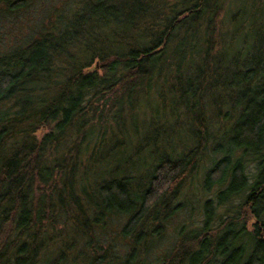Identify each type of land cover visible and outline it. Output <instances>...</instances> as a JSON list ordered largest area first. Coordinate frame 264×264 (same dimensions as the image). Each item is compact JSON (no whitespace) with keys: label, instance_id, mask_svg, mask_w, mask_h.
<instances>
[{"label":"trees","instance_id":"16d2710c","mask_svg":"<svg viewBox=\"0 0 264 264\" xmlns=\"http://www.w3.org/2000/svg\"><path fill=\"white\" fill-rule=\"evenodd\" d=\"M29 1L0 0V18ZM52 9L0 51V264H153L149 248L202 166L226 211L198 200L204 217L183 224L154 264H264V0H64ZM142 101L157 106L144 125L187 127L190 139L154 158L145 183L120 167L94 179L133 144L143 124L132 138L124 129ZM113 214L128 215L124 256L96 232Z\"/></svg>","mask_w":264,"mask_h":264},{"label":"rangeland","instance_id":"374dc122","mask_svg":"<svg viewBox=\"0 0 264 264\" xmlns=\"http://www.w3.org/2000/svg\"><path fill=\"white\" fill-rule=\"evenodd\" d=\"M64 0H30L29 4L22 10H16L12 12H5V15H2L0 18V51L6 50L8 47L14 46L26 39L29 33L34 27L39 25L42 21L44 15H47L50 10H53V5L62 3ZM96 59H93V63L90 68L95 69ZM99 67V66H98ZM96 66V69H99ZM152 103V102H151ZM150 102L142 101V105L145 107L144 110L137 111L135 119H127L130 123L128 126V121L126 122V128L124 131H128V134L133 137V126L136 120L138 123L143 125L139 127V133H136L137 136L133 138V144L129 145V142L126 145H122L117 150V157L113 160L108 158L104 163L99 164L93 173V178L99 180L103 177H110L114 171H117V168L120 167L124 172L126 169L133 171L134 182L138 185L143 181L145 183L147 173L149 172L150 165L153 159L158 157L163 152H168V149L171 148V145L177 144L182 146L190 139V131L187 127L182 129L175 130L174 128L162 126V128L155 126L144 125L146 123V116L149 118L151 109L149 107ZM155 104V103H154ZM151 104L152 106L154 105ZM154 105L153 109H156ZM156 112H154L155 114ZM171 111L162 113L160 117L163 121L169 120L168 122H173L171 119ZM165 114V116H164ZM168 115V117H166ZM168 118V119H167ZM187 117H182L181 120L186 121ZM47 129H41L39 135L46 132ZM127 135H122L121 137H126ZM120 137V139H122ZM128 137V136H127ZM147 145V146H146ZM146 146V147H144ZM214 156H220V153L214 154ZM133 154H136L134 156ZM207 165L211 163L209 160L206 162ZM255 163H251L248 168L249 172L255 170ZM205 167L202 166L197 173H195L191 178L188 179L187 185L183 188L181 198L176 200H183L185 198V207H181L180 210H177L173 215H171L166 220V229L164 234L160 237L155 245H151L148 252V259L154 264L158 258L164 256L170 252L174 243L177 241L180 230L183 224L192 223L200 221L204 217V207L202 199L213 198L215 210L220 214H224L226 211L227 204H219L216 197V192L221 188L220 185H212L210 187L205 186L204 173ZM99 201L102 199L107 200L110 196H101L97 194L96 196ZM240 202L239 198L232 200V204L238 205ZM118 205V203H115ZM196 206V207H195ZM128 218L127 214H113L105 216L102 220L103 225H98L96 227V232L99 234L101 241L105 245L111 243L116 247V252L119 255L124 256L130 247V243L127 237L121 234V229L123 224ZM59 226H63V222L59 223ZM77 264V263H75Z\"/></svg>","mask_w":264,"mask_h":264},{"label":"water","instance_id":"95a60500","mask_svg":"<svg viewBox=\"0 0 264 264\" xmlns=\"http://www.w3.org/2000/svg\"><path fill=\"white\" fill-rule=\"evenodd\" d=\"M98 65V64H97Z\"/></svg>","mask_w":264,"mask_h":264}]
</instances>
